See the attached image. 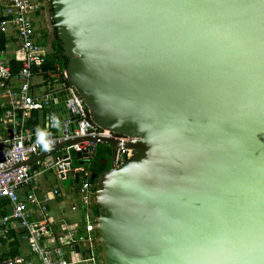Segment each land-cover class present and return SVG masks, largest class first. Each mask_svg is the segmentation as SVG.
I'll use <instances>...</instances> for the list:
<instances>
[{
	"label": "water",
	"instance_id": "obj_1",
	"mask_svg": "<svg viewBox=\"0 0 264 264\" xmlns=\"http://www.w3.org/2000/svg\"><path fill=\"white\" fill-rule=\"evenodd\" d=\"M44 2L67 83L132 156L117 166L120 141L76 138L25 164L111 146L91 172L103 264H264V0ZM50 88L43 120L74 121Z\"/></svg>",
	"mask_w": 264,
	"mask_h": 264
},
{
	"label": "built area",
	"instance_id": "obj_2",
	"mask_svg": "<svg viewBox=\"0 0 264 264\" xmlns=\"http://www.w3.org/2000/svg\"><path fill=\"white\" fill-rule=\"evenodd\" d=\"M46 20L50 16L44 0H0V200H7L4 208L9 209L8 213L0 214V239L9 242L12 240L9 232L16 231L38 264H103L95 216L89 211L94 204L95 184L90 180L91 172L84 166L72 168L75 159L90 161L100 142L70 145L65 149L69 156L38 162L36 169L25 163L45 147L76 138L112 137L120 141L115 158L117 166L132 156V149L124 146L129 138L102 130L91 121L82 98L62 79L64 72L44 70L50 54L45 38L47 26L43 25ZM16 63H20V68L14 72ZM37 76L50 84L60 83L58 90L68 94L66 110L75 120L67 118L60 126L59 136L52 134L59 127L53 114L42 130L33 131L28 125L32 112L50 107L49 95L38 97L32 93L33 79ZM77 152L82 153V158L76 157ZM58 164L63 166L62 170L57 169ZM52 169L57 171L60 180H70L71 194L80 196V205L74 203L71 209L83 211L82 228L65 222L58 230L53 228L49 202L52 196H60L62 190L54 188L50 195L41 197L36 185ZM33 215L37 217L33 219ZM28 256L22 252L8 264H33Z\"/></svg>",
	"mask_w": 264,
	"mask_h": 264
},
{
	"label": "crops",
	"instance_id": "obj_3",
	"mask_svg": "<svg viewBox=\"0 0 264 264\" xmlns=\"http://www.w3.org/2000/svg\"><path fill=\"white\" fill-rule=\"evenodd\" d=\"M47 9L49 12L48 7H47ZM45 22L46 23H44L43 25L47 26L46 34H48V37H49L48 23H49V27H50V24H52V23L50 20H46ZM47 42H48V39H47ZM47 47H48L47 48L48 51L50 53H52V51H53L52 43H51V45H49V42H48ZM35 78H42L43 79V83H41V84H39V83L34 84V82H33L34 85L32 87V93L38 97H44L45 95H49V92L51 89L50 87H52L54 85L58 86L60 84V83H58V84L51 83L50 84V83H48V81L44 82V78L40 77V76H37ZM48 79H51V77ZM49 82H52V79L49 80ZM65 109H66V107H65ZM43 111L44 110L34 111V112H32V114L30 116V118H34L35 116L36 117L38 116V118H39L38 127H40V130L44 129L47 126V122H48V119L46 121L43 120ZM66 112H67V110H66ZM53 116L57 119V122L59 123V127H57V129L54 130L52 132V134L55 135L54 132H57V136H59L61 134L60 126L67 121L66 114L65 113L63 114V113H60L59 111H57V112L53 113ZM28 125H29V121H28ZM103 145H105V144H103ZM48 148L49 147L43 148L41 152H44ZM110 164H111V159H110ZM31 165H32L33 169H36L39 167L38 162H33ZM42 176H44V178ZM42 176H41L42 178L40 177L41 179L39 178L38 182L36 183V185L38 186V193H39V195H41V197H43V196L45 197L46 195H50L51 191L54 188H60L55 184V182L60 180L56 170H53V169L49 170L46 173H44ZM52 182L54 184H52ZM69 189L65 193H63V191H62V194L60 196H56V197L52 196V199L49 202L51 223H52V226L55 230H58V227L62 224V222H65L66 225H69V226H79V228H82V226H83V224H82L83 218L80 219L79 221H76L74 216L69 215V213L67 212V206L65 205L64 202H65L66 197H68V195H72L70 193ZM3 205H4V202H2L0 200V214H2V212L5 210ZM8 210L9 209H7V211ZM36 217H37V215H35V217L33 215V219ZM1 249H2V247L0 248V251H1ZM21 251L23 253H25L26 256L29 255L28 258L31 259L33 264H38V259L36 258V256L33 254H29V246L26 242H21Z\"/></svg>",
	"mask_w": 264,
	"mask_h": 264
},
{
	"label": "trees",
	"instance_id": "obj_4",
	"mask_svg": "<svg viewBox=\"0 0 264 264\" xmlns=\"http://www.w3.org/2000/svg\"><path fill=\"white\" fill-rule=\"evenodd\" d=\"M46 38L48 39V34H45ZM52 47L53 51L49 54L47 58V62L44 65L45 71H51V72H57L60 70L61 74L64 72L67 60L64 57L62 53V47L60 41L57 39H54L52 41ZM20 68V63H16L14 66V72H16ZM64 81L66 79L64 76H61ZM67 82V81H66ZM29 127L31 130L36 131L40 130V127H38V116L34 118H29ZM55 135H57V132H54ZM112 149L111 146L105 144H98L96 148L95 155L90 159V161L86 162L81 159H75L76 166H84L87 170H89L92 173H96L99 175L103 171L109 169L110 167V159H111ZM90 180L95 184V181L91 179ZM75 182V181H74ZM73 194V193H72ZM4 202L3 206L8 205L7 200H2ZM95 210V218L97 216V208L94 207ZM8 213L7 209H5L2 214ZM8 237H10L12 240L7 242L5 239H0V243L2 246L1 252H0V258L5 261L6 264L11 259H15L22 255L21 251V240L19 239V236L16 231H10L8 234Z\"/></svg>",
	"mask_w": 264,
	"mask_h": 264
},
{
	"label": "rangeland",
	"instance_id": "obj_5",
	"mask_svg": "<svg viewBox=\"0 0 264 264\" xmlns=\"http://www.w3.org/2000/svg\"><path fill=\"white\" fill-rule=\"evenodd\" d=\"M49 16H50V10H49ZM48 30H49L48 42H49V45H51L52 41L54 39H56V32H55L54 28L52 27V24H50V27H49V23H48ZM33 82H34V84L35 83L41 84V83H43V79L42 78H34ZM54 86L57 87L56 85H54ZM42 177L44 178V176H42ZM53 182H52V184H54ZM55 184L58 187H60V189L63 191V193H65L70 188L71 182H70V180H58L57 182H55ZM69 191H70V189H69ZM64 203L67 206V212L69 213V215L74 216L76 221H79L80 219L83 218L82 217V216H84L83 211H77L76 212V211H72V209H71V205L73 203L80 205V196L79 195H77L75 193L72 195H68V197H66ZM94 207H95V205L93 204L91 206V209L89 210L92 215L95 214Z\"/></svg>",
	"mask_w": 264,
	"mask_h": 264
}]
</instances>
